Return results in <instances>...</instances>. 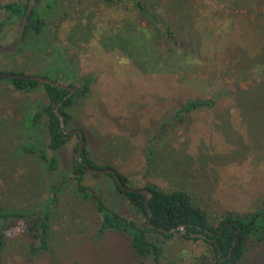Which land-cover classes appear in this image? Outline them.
I'll use <instances>...</instances> for the list:
<instances>
[{
  "label": "rangeland",
  "instance_id": "obj_1",
  "mask_svg": "<svg viewBox=\"0 0 264 264\" xmlns=\"http://www.w3.org/2000/svg\"><path fill=\"white\" fill-rule=\"evenodd\" d=\"M144 2L184 43L183 49L158 54L143 39L141 49L154 54L156 68L135 67L120 47L112 50L101 43L125 21L140 23L128 1L40 0L41 32L26 33L13 50L0 51V70L51 78L59 63L65 85L89 74L87 92L64 107L70 115L65 129H83L88 156L125 175L128 186L153 182L184 189L209 219L225 209L257 208L264 196V0ZM17 28V21L3 26L0 44L11 43ZM152 30L158 37L160 22ZM204 97L213 104L184 114L181 121L162 123L179 103ZM37 103H47L41 88L20 92L0 79V203L32 208L61 180L49 229L53 256L29 257L23 224L14 220L4 227L0 264H134L122 236H97L91 203L75 190L73 134L57 149L58 169L51 174L15 150L22 138L32 146L44 145L42 118L34 129L23 131L26 138L17 131ZM148 139L154 149L149 171L144 168ZM82 181L110 209L130 215L109 177L84 172ZM206 245L201 238L173 234L158 264H213ZM145 264H152L150 257ZM239 264H264V241L250 243Z\"/></svg>",
  "mask_w": 264,
  "mask_h": 264
},
{
  "label": "trees",
  "instance_id": "obj_2",
  "mask_svg": "<svg viewBox=\"0 0 264 264\" xmlns=\"http://www.w3.org/2000/svg\"><path fill=\"white\" fill-rule=\"evenodd\" d=\"M39 1L34 0L31 10L26 16L19 42L23 40L26 33L37 35L42 30L44 20L40 10L43 7L38 6ZM102 1L113 5L121 1H128L136 11L137 21L141 23V21L147 20V23L144 24L125 21L111 35L110 39L105 37L104 42L101 41L103 47L106 45L111 46L112 50L116 49L112 48V46L120 47L117 50L130 57L135 67L143 70L156 68L154 54L141 49L140 42L143 39L147 43H150V49L151 46L152 49L155 47L158 54L161 50L169 51L174 48H184L183 41L173 34L169 25L164 20L149 9L144 0ZM26 4L27 0L0 1V10L3 12V16L0 18V30L3 26L15 21L19 25ZM155 22H160L161 26V33H159L158 37H155L152 32V25ZM144 29L148 31V38L143 34V32H146ZM140 55H144L143 58ZM54 64H56V69L49 79L65 85L59 80L60 76L65 72L64 68L59 63ZM12 72L25 74L21 70ZM30 75L44 76L39 74ZM1 78L12 89L20 92L29 93L37 88H41L47 103H37L32 113L27 114L28 117L22 122V126L19 125L17 131H21V135L26 138L23 131H29L31 128L34 129L38 125L40 118H42L45 127L44 145L32 146L26 144L23 141L24 138H22V141L18 142L19 144H17L15 150L23 155L35 158L44 173H54L58 169L56 151L63 144L65 137H62L63 132L59 129L58 118L53 112V106L58 103L56 109L62 115L63 127L65 129L70 115L64 107L68 106L75 97L83 96L87 92L91 79L90 75L82 74L74 79V81H77L76 83L73 81L69 82L68 85L73 86V92L69 94V89L64 86L37 83L34 80L23 77L0 75ZM212 104L213 99L211 97L186 99L172 108L169 115L162 119V123L168 122L170 119L174 122L181 121L184 114L211 106ZM73 135L76 137L75 134ZM83 135L84 131L80 153L81 160L77 161L73 157L70 164L75 190L83 201L89 200L91 203L98 219L97 236L105 232H113L122 236L132 257V263L145 264V260L150 257L152 264H158L164 252L163 244L165 240L177 233L180 238L191 241L201 238L203 243L207 244L208 253L213 260V264H218L217 261L220 256L223 257V261L220 264H225L226 261L239 264L250 243L264 241V196L260 198L258 206L255 209H225L215 215V217L209 219L206 210L202 209L184 189H164L153 182H145L142 186L129 185L130 187H143L150 192V196L146 202L147 209L144 204V194L133 190H122L116 185L110 174H102L111 179L114 189L126 204L130 215L125 217L110 209L91 186L83 183L82 173H84V165L97 168L110 167L116 171L121 183L126 186H128V179L114 167L108 164L100 165L93 161L87 154ZM75 147L76 143L73 148L75 149ZM153 157L154 149L151 139H148L144 167L148 171ZM60 186L61 180L54 181L48 188L46 199L35 204L32 208H11L0 203V254L6 237L5 225H11L14 220H20L23 224L21 234L28 241V244L24 246L25 253L29 257L35 255L53 256V251L49 244V229L53 209H55V205L58 203ZM19 190L22 192L21 188ZM147 210H149L148 216L146 215ZM146 220L151 226L145 225ZM177 226H182L183 232L180 230L165 232V230ZM191 234H200L201 236H191ZM128 264H131V262ZM206 264H209V262L206 261Z\"/></svg>",
  "mask_w": 264,
  "mask_h": 264
},
{
  "label": "water",
  "instance_id": "obj_3",
  "mask_svg": "<svg viewBox=\"0 0 264 264\" xmlns=\"http://www.w3.org/2000/svg\"><path fill=\"white\" fill-rule=\"evenodd\" d=\"M33 4H34V0H27V4H26V6L24 8V11H23V13L21 15L17 31L15 33V36H14L12 42L7 44V45L0 44V51L8 52V51L13 50L16 47V45L18 44V42H19V40H20V38L22 36V31H23V27H24V22H25L26 16L28 15L29 11L31 10ZM0 75H5V76H8V77H23L25 79L34 80L37 83H44V84H48V85H51V86H53V85L64 86V87L69 89V92L73 90V86L62 85V84L58 83L57 81L50 80L49 78L44 77V76H36V75H30V74L25 75V74H22V73H16V72H11V71H0ZM69 92H68V94H69ZM57 104L58 103L54 104L53 112L55 113V115L58 118L59 129L63 132L62 137H66V136H69L71 134H75L76 135V140H75L76 147H75V151H74V158L77 161H80L81 160L80 153H81V149H82V134H83V130L81 128H79V127H75V128H71V129H64L62 115L56 109V105ZM83 171L86 172V173H92V174H97V175L110 174L111 178L114 180V182L116 183V185L120 189L126 190V191L133 190V191H137V192H140V193L144 194L145 195L144 204H145V206L147 208V203L146 202H147V199L150 196V192L147 189L143 188V187H130V186L128 187V186L122 184L120 179H119V177L116 174V171L113 170L112 168H110V167L97 168V167H91L89 165H84ZM148 212H149V210H147V212H146L147 216L149 214ZM145 225L146 226H151V224L147 220L145 222ZM175 230H180L181 232H183V227L182 226H177V227H174V228H171V229L169 228V229L165 230V232H169V231L173 232ZM193 235L201 236L200 234H191V236H193ZM220 259H222V258H220ZM225 264H235V263L226 261Z\"/></svg>",
  "mask_w": 264,
  "mask_h": 264
},
{
  "label": "flooded vegetation",
  "instance_id": "obj_4",
  "mask_svg": "<svg viewBox=\"0 0 264 264\" xmlns=\"http://www.w3.org/2000/svg\"><path fill=\"white\" fill-rule=\"evenodd\" d=\"M69 93H70V92H69ZM220 258H222V259H220ZM222 261H223V257H221V256H220V257H218V261H217V262H218V264H220V262H222Z\"/></svg>",
  "mask_w": 264,
  "mask_h": 264
}]
</instances>
